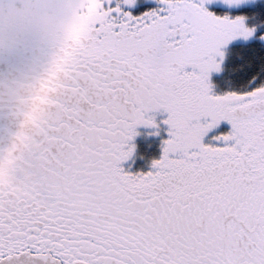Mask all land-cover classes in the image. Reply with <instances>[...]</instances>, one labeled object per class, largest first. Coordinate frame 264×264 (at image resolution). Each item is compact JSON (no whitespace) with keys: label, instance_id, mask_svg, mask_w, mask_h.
Returning <instances> with one entry per match:
<instances>
[{"label":"snow or ice","instance_id":"snow-or-ice-1","mask_svg":"<svg viewBox=\"0 0 264 264\" xmlns=\"http://www.w3.org/2000/svg\"><path fill=\"white\" fill-rule=\"evenodd\" d=\"M133 3L96 0L52 101L16 134L0 174V264L17 245L43 264H264V85L212 95L209 82L221 45L253 29L204 0L121 7ZM153 110L167 112L160 158L125 171ZM221 120L222 143H202Z\"/></svg>","mask_w":264,"mask_h":264},{"label":"clouds","instance_id":"clouds-1","mask_svg":"<svg viewBox=\"0 0 264 264\" xmlns=\"http://www.w3.org/2000/svg\"><path fill=\"white\" fill-rule=\"evenodd\" d=\"M73 0H0V109L14 111L51 68Z\"/></svg>","mask_w":264,"mask_h":264},{"label":"flooded vegetation","instance_id":"flooded-vegetation-1","mask_svg":"<svg viewBox=\"0 0 264 264\" xmlns=\"http://www.w3.org/2000/svg\"><path fill=\"white\" fill-rule=\"evenodd\" d=\"M87 11L80 9L74 14L69 25L63 27L62 40L51 68L26 97L19 98L16 110L5 111L0 109V174L7 176L10 168L15 163L16 157L19 155L17 148L13 147L18 140L16 134L18 132L27 134L34 120L43 113L52 101L61 83L66 62L71 59L75 50L82 43L96 15L86 13ZM61 61L64 63H61ZM57 63L61 65L59 68L56 66ZM140 126L137 125L136 129ZM143 126L148 128V125ZM134 140L135 137L133 136L129 141L134 145L133 151L126 160L120 162L121 166L125 171L131 173L148 171L152 168V161L156 158L151 151H138ZM24 252L30 253L27 249H22L17 245L15 250L8 251L7 257Z\"/></svg>","mask_w":264,"mask_h":264},{"label":"rangeland","instance_id":"rangeland-1","mask_svg":"<svg viewBox=\"0 0 264 264\" xmlns=\"http://www.w3.org/2000/svg\"><path fill=\"white\" fill-rule=\"evenodd\" d=\"M258 2H264V0H238V2H233V3H228L227 0H204L203 6L217 16L223 17L226 15L228 18H235L237 16H242L244 17L243 22L245 26L252 28L248 24L244 13L237 12V10L244 7L252 6ZM112 3L115 4V0H112ZM121 7L130 11L133 15H139L147 10L162 7V5L159 3V0H134V3L132 5L121 4ZM80 9L92 11L94 14H96V0H73V11L71 15L67 18V20L64 22V25H69L74 14H76ZM254 33L255 32L253 30L252 33L247 37L235 36L234 38L229 40L226 44L221 45V51L223 53V56L222 58L220 56L216 57V59L219 60V69L212 70L209 73V82L211 85L210 94L223 95L221 93L214 92L212 79L214 76H218L221 73L222 63L228 47L235 43H245L252 40L254 38ZM262 38H264V35L262 36ZM185 70H192L191 66H186ZM154 114L156 116L154 119V121L156 122V126H151V131L147 133L146 139L153 138L159 142L160 155H161L162 142L163 140L167 139L169 136L167 130L168 125L163 122L167 118V112L163 110H154ZM204 119H205L204 117H201L202 122ZM228 124L229 123L227 121L221 120L218 124L208 129V131L202 137V143L213 144V145L222 143V141L216 140L214 139V137L218 136L221 133L228 132L230 130Z\"/></svg>","mask_w":264,"mask_h":264},{"label":"trees","instance_id":"trees-1","mask_svg":"<svg viewBox=\"0 0 264 264\" xmlns=\"http://www.w3.org/2000/svg\"><path fill=\"white\" fill-rule=\"evenodd\" d=\"M237 12L244 13L248 24L255 29V37L228 48L222 71L213 78V86L218 93L243 92L264 85V42L261 39L264 33V2L238 9ZM146 145L145 149H157L158 144L150 140Z\"/></svg>","mask_w":264,"mask_h":264},{"label":"water","instance_id":"water-1","mask_svg":"<svg viewBox=\"0 0 264 264\" xmlns=\"http://www.w3.org/2000/svg\"><path fill=\"white\" fill-rule=\"evenodd\" d=\"M9 264H43L42 255L21 254L9 259Z\"/></svg>","mask_w":264,"mask_h":264}]
</instances>
